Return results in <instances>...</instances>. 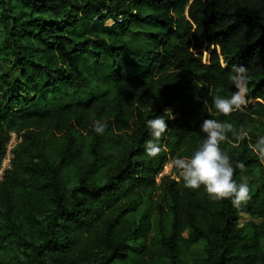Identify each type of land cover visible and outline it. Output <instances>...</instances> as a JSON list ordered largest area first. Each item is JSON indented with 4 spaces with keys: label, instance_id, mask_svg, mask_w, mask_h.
<instances>
[{
    "label": "trees",
    "instance_id": "obj_1",
    "mask_svg": "<svg viewBox=\"0 0 264 264\" xmlns=\"http://www.w3.org/2000/svg\"><path fill=\"white\" fill-rule=\"evenodd\" d=\"M234 65L248 104L224 116L213 101L236 90ZM156 116L168 130L153 158ZM204 119L250 130L221 142L251 189L239 208L174 166L156 183ZM11 134L0 264H185L199 244L191 264H264V0H0V164Z\"/></svg>",
    "mask_w": 264,
    "mask_h": 264
},
{
    "label": "clouds",
    "instance_id": "obj_2",
    "mask_svg": "<svg viewBox=\"0 0 264 264\" xmlns=\"http://www.w3.org/2000/svg\"><path fill=\"white\" fill-rule=\"evenodd\" d=\"M231 72L229 79L236 90L228 98L217 95L213 101L217 112L224 116L242 110L248 104V69L234 65ZM165 112L169 114L168 119L174 118L170 109H166ZM146 124L152 139L145 142V151L149 157L155 158L164 150L159 141L168 130V126L164 116L148 119ZM106 127L105 123L100 122L93 125L97 134H103ZM200 129L205 138L191 156L175 158L174 168L179 171L186 188L197 190L203 187L211 200H230L233 206L241 207L251 199L247 177L242 176L240 183L234 179L236 168L243 170L244 164L238 162L234 168L229 156L221 149V142L228 140V133H232L237 142L250 139V130L240 128L237 131L232 123L215 119H204ZM253 150L264 159V136L257 139Z\"/></svg>",
    "mask_w": 264,
    "mask_h": 264
},
{
    "label": "built area",
    "instance_id": "obj_3",
    "mask_svg": "<svg viewBox=\"0 0 264 264\" xmlns=\"http://www.w3.org/2000/svg\"><path fill=\"white\" fill-rule=\"evenodd\" d=\"M17 142L16 136L11 134V138L6 145L5 154L1 160L0 164V181L2 180L3 174L11 169V160H12V150ZM172 161H167L161 171L156 176V183H159L163 177L172 178Z\"/></svg>",
    "mask_w": 264,
    "mask_h": 264
},
{
    "label": "rangeland",
    "instance_id": "obj_4",
    "mask_svg": "<svg viewBox=\"0 0 264 264\" xmlns=\"http://www.w3.org/2000/svg\"><path fill=\"white\" fill-rule=\"evenodd\" d=\"M172 114H176V111L172 108L170 109ZM262 164L264 166V159L262 160ZM202 245L199 244L197 246H195L191 251H189L188 253H186L185 255H183V260L185 262V264H191V260L194 258V257H197V256H202Z\"/></svg>",
    "mask_w": 264,
    "mask_h": 264
}]
</instances>
